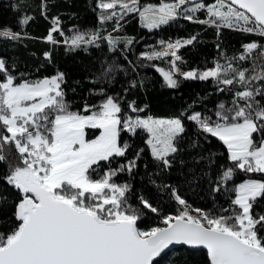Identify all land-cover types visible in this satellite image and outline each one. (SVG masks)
I'll list each match as a JSON object with an SVG mask.
<instances>
[{
  "label": "snow or ice",
  "instance_id": "snow-or-ice-1",
  "mask_svg": "<svg viewBox=\"0 0 264 264\" xmlns=\"http://www.w3.org/2000/svg\"><path fill=\"white\" fill-rule=\"evenodd\" d=\"M54 6H37L49 23L39 39L67 52L112 55L97 58L96 87L79 106L67 97L65 72L31 78L0 56V264H161L173 249L200 257L183 264H264V0H94L101 27L67 32L51 15ZM29 7L28 0L12 4L15 27L0 24V41L37 39L27 32L36 20ZM130 19L150 33L181 21L199 30L162 38L133 61L138 40L121 35ZM109 22L111 31L103 28ZM207 31L216 57L210 66H188L181 50L203 43ZM225 32L245 37L231 55ZM43 58L52 63V51ZM143 68L159 74L162 92L211 82L223 99L213 109L200 97L154 114L150 102L129 98L148 94ZM118 83L119 91L103 86ZM213 140L222 151H212ZM187 146L200 151L192 156ZM145 156L154 169L143 164L148 182L169 194L174 211L137 191ZM177 165L190 188L207 183L211 208L193 207L162 182ZM150 215L157 222L142 226Z\"/></svg>",
  "mask_w": 264,
  "mask_h": 264
},
{
  "label": "trees",
  "instance_id": "trees-1",
  "mask_svg": "<svg viewBox=\"0 0 264 264\" xmlns=\"http://www.w3.org/2000/svg\"><path fill=\"white\" fill-rule=\"evenodd\" d=\"M54 7L51 8V15L59 14L62 17L63 27L67 32L68 29L76 26L81 30H91L94 26L101 27L95 20L97 15L93 11L94 0H51ZM16 3V0H0V24L13 26V20L16 13L12 9V4ZM40 0H28L29 8L25 9L29 14L36 16L35 22L31 23L27 32L30 36L37 39H28L23 41L22 44L15 42H9L6 40L0 41V56L6 58L10 63H15L17 72L27 73L31 78L50 76L58 69L67 74V83L65 85V91L67 92L68 99L74 102L75 106H79L83 101L82 98L86 97L91 99V90L96 86L90 81L92 79V72L97 67V58L109 55L111 53H102L99 50L91 49L88 53L80 52H67L64 46H55L44 42L42 39L46 35L49 27L48 21L44 20L39 13L38 5ZM181 26L173 25L171 27L162 29L157 32H148L146 29L140 27L138 19H130L124 26L121 35L135 36L138 40L133 47V51L129 53V59L135 61L140 52L147 50L149 45H156L160 39H167L169 37L175 39L178 36H186L189 33L198 31V26L188 24L181 21ZM103 28L111 31V22L103 25ZM252 39H259V37H251ZM240 34L225 32V41L229 46L228 54H232V49H237L240 46L242 40H244ZM201 40L203 43L197 44L195 47L185 48L181 50V54L188 62V66H204L207 62L208 66L217 52L214 47V37L212 31L202 32ZM51 50L53 54L52 63H48L43 58V52ZM119 59H122L119 58ZM161 67H167L166 61H154ZM141 76H147L149 78V91L148 94L140 93L139 96H130L129 98L138 99L141 102H150L152 107V113L157 115H165L169 111L179 108L183 104L192 102L194 99L205 97L204 104L207 109H213L215 103L223 97L213 92V85L211 82H184L178 92L173 93L171 90L162 92L160 88V82L162 78L152 68L140 69ZM127 77L123 74L118 75L117 79L124 81ZM115 91H119L123 86L122 83L113 85H103ZM75 88V92L72 89ZM168 101L169 103H164ZM199 107V105H198ZM194 129L189 125V136L192 139H196L193 136ZM201 146L208 147L207 144L202 142ZM212 151H222L220 146L215 140L212 141ZM187 151L195 156L200 148H192L187 146ZM185 160L191 165V157L185 156ZM144 163H149L150 167L148 171H154L150 164V158L145 156L141 167L139 169V175L134 180L137 191L144 193L150 198L162 204L165 212L174 211L177 207L174 202H170L169 194L167 192L156 191L154 185L148 182V178L145 175ZM187 171V169H185ZM160 182V181H158ZM162 182L171 183L180 189L181 194L188 200L189 204L193 207L211 208L213 205L212 195L210 194L207 183L201 182L200 187L193 185L191 188L188 184L184 183V177L177 165L168 174L162 177ZM224 202V198L217 196V206ZM156 219L151 215L146 218L142 223V226L151 225L156 223ZM189 250L179 249L174 252H170L161 264H170V261L175 260L176 264H183L184 260L194 259L200 260L199 256L190 258L188 255Z\"/></svg>",
  "mask_w": 264,
  "mask_h": 264
},
{
  "label": "water",
  "instance_id": "water-1",
  "mask_svg": "<svg viewBox=\"0 0 264 264\" xmlns=\"http://www.w3.org/2000/svg\"><path fill=\"white\" fill-rule=\"evenodd\" d=\"M176 250H179V249H173V251L172 252H174V251H176ZM188 250V249H187Z\"/></svg>",
  "mask_w": 264,
  "mask_h": 264
}]
</instances>
